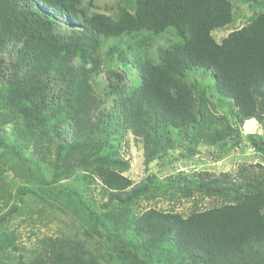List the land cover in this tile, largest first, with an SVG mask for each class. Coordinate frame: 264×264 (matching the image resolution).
Instances as JSON below:
<instances>
[{
    "label": "trees",
    "instance_id": "trees-1",
    "mask_svg": "<svg viewBox=\"0 0 264 264\" xmlns=\"http://www.w3.org/2000/svg\"><path fill=\"white\" fill-rule=\"evenodd\" d=\"M236 1L251 16L218 41L212 33L233 23L231 0H117L108 14L86 0H0V264H264V166L165 181L152 172L201 149L218 158L237 147L236 131L201 139L188 73H210L239 125L264 127V0ZM165 34L172 40L156 45ZM119 139L143 158L139 183ZM72 178L99 181L101 211ZM29 196L49 209L75 198L83 230L27 247L9 226ZM166 197L217 204L186 217L135 213L140 201ZM33 214L24 221H39Z\"/></svg>",
    "mask_w": 264,
    "mask_h": 264
},
{
    "label": "rangeland",
    "instance_id": "rangeland-1",
    "mask_svg": "<svg viewBox=\"0 0 264 264\" xmlns=\"http://www.w3.org/2000/svg\"><path fill=\"white\" fill-rule=\"evenodd\" d=\"M88 1H91L93 4L91 6V10L106 14L113 13L117 2V0H86V2ZM231 1L233 4V23L232 26L230 25L212 33L213 37L218 41L225 37L231 30L244 25L251 16L247 5L239 3L236 0ZM57 18V21L65 23L63 19L59 17ZM172 38L173 37L168 34L158 37L156 45L164 44L166 40H172ZM198 73L199 72L188 73L186 78L187 81L192 83L195 95L202 102V112L204 116L203 127L200 132L201 139L209 142V139L214 134L215 130L218 131L217 129L229 131L230 135L236 131L238 137L237 147L220 155L218 157L220 159L204 154V150L201 149V154L195 155L191 158H186L185 160L179 159L173 164L163 165L162 168L154 165L155 167H152V172L158 174V177L165 181L170 177H174L175 174L182 172L187 175H191L193 172L203 171L211 172L213 174H220L223 172L237 174L241 166L248 167L253 164H261L264 166V154L261 151H258L256 145H254V142L258 140L260 147L264 148V127L260 126L254 120L245 121L242 125H239L230 115V112L228 111L229 109L224 108L227 106V103L222 102V97L217 92L214 81L210 77V73L206 74L204 78ZM97 79L99 83L103 82L104 72L101 73ZM196 79H199L197 80V83ZM119 141H121L119 148L121 155L130 161L133 169H140L138 174H131L134 182L139 183L147 175L143 171V158L139 156L137 148L131 140L128 141V144L125 143V140L119 139ZM218 147L219 144L218 146L212 148V150L216 151L218 150ZM29 152H31V149H29ZM3 153L9 157L8 160L13 159L5 150H3ZM246 170L248 172L259 171L256 167H249V169ZM172 171L174 173H171ZM45 174L48 177V169L45 170ZM7 178L9 181L10 177L7 176ZM93 181L94 182L91 180L87 181L86 185V183L72 178L68 180V184L70 186H76L77 191L81 193L83 200H85L88 204H90V202L87 200H93L95 209L101 211L102 209L99 208V206L105 202L102 196L101 184L96 179ZM24 200V215L22 217L13 218L9 227L11 229H16L19 241L24 243L27 247H31L35 240L41 236H71L75 232L77 234L81 232L83 230V226H85L84 214L79 211H75L76 207L77 210L80 209V206L77 204L75 198L74 201L73 199L65 200L64 202H60L59 199L55 200V205H53L56 206L57 209L53 208L54 210L52 208L49 209V207H47L43 202L38 201L34 196L25 197ZM216 204V201L213 199L204 198L199 205L194 206V202L192 200H185L182 198L178 201L173 200L172 202H169L166 197L157 198L151 202L140 201L137 205H135V213L139 214L149 208L156 207L160 210L173 209L186 217L193 209H205ZM41 207L44 208L42 211H40ZM58 208H61L62 211H59ZM28 211L34 212V219H37L39 217L38 214H40V220L35 223L24 221L25 214Z\"/></svg>",
    "mask_w": 264,
    "mask_h": 264
}]
</instances>
